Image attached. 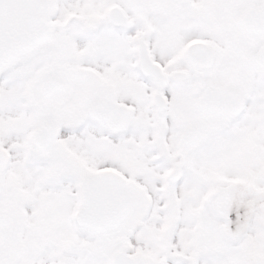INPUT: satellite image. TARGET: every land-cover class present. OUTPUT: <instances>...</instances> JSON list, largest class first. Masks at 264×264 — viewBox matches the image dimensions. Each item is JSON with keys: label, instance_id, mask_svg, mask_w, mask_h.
I'll list each match as a JSON object with an SVG mask.
<instances>
[{"label": "snow or ice", "instance_id": "6c2138e0", "mask_svg": "<svg viewBox=\"0 0 264 264\" xmlns=\"http://www.w3.org/2000/svg\"><path fill=\"white\" fill-rule=\"evenodd\" d=\"M0 264H264V0H0Z\"/></svg>", "mask_w": 264, "mask_h": 264}]
</instances>
